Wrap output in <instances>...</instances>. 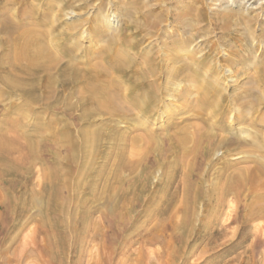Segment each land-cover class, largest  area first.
I'll return each mask as SVG.
<instances>
[{
    "label": "rangeland",
    "instance_id": "374dc122",
    "mask_svg": "<svg viewBox=\"0 0 264 264\" xmlns=\"http://www.w3.org/2000/svg\"><path fill=\"white\" fill-rule=\"evenodd\" d=\"M51 2L52 3H47V0H0V7L3 6L4 3H7L5 7H12L15 10H18L22 6L28 7V10H31V8L34 10L33 7L35 5L39 7L37 11L39 16L44 7L49 8L51 6L53 12L50 13L51 22L47 28L54 31V27L63 26L67 23L77 25L79 31H77L75 39L72 38V41L75 44H80L85 49H98L97 47L105 44H108L109 46L111 43H109L110 41H107L109 39L108 36L111 33H116V31L112 32L110 29L104 27L105 36L100 42H98V40L93 37L96 35L92 36L95 21L101 24L106 22V20L104 21L106 18L112 23L114 22L112 21V18H115L116 23L118 22L122 27L123 21H127L126 14L130 12L129 17L133 16V25L127 29L124 27L123 33L126 38L132 37L134 39L133 42L137 44L136 46L132 45V48H129L131 55L138 56L140 55V52L143 53L145 50L150 56H160V58L169 60L168 63L172 65L173 63L170 61L171 59H168V56L170 55L166 53H170L169 49L173 48L174 41H178V44L182 48L180 51L181 59L184 60V62L189 61L190 64H194V66L198 68L197 71L192 69L188 70V73L194 75L199 81V86L200 83L210 82L216 89H219V91L212 96L220 107L223 108L226 114L224 117H221L222 115L220 112L222 110H216V108L209 107L200 102L202 93L199 89H193L191 95L188 97L192 106L194 104L197 108L204 107V110L210 115L208 121H214L216 117H218V119H225L224 123L226 122L230 129L228 132H225V134L240 139V141L244 143V146L235 148L232 143L219 145V140L218 142L216 140L217 145L219 146L210 151L209 155H206L205 150L207 148L210 149L213 146V143H215V140L213 141L206 137L202 138L198 134L199 137L197 135L196 137L194 135L195 126L193 125L191 128L189 127L191 134L192 131H194L191 135L192 151H190L191 153L188 155L189 158L187 157L185 159L186 165L180 163L181 157H179V154L171 150L173 148L172 138L165 137L162 131L164 129L172 128L173 122L181 123V125L189 122L187 121V116H190V114H187L186 116L185 109L189 110L190 108L187 103L183 102L184 97L181 96V93L186 92L189 82L187 83V80L181 78H174L175 81H172L174 85L172 84L173 88L170 86V92L166 89H164V91L162 90L161 93L159 92L162 100L160 99V102L156 105V113L151 116H145L144 114L141 115L138 112V114H140L136 119L138 121L133 118L134 120L132 119V122L131 120L129 121L126 119L124 121V119L120 117H114L115 119H113L107 117V115L97 114L95 118L101 119L104 130L108 132L113 131L111 130L113 129V126H118L119 129L122 127L127 128V125L130 123L128 127H131V123L136 121V126H138L139 129L141 128V133L145 135V139L140 142V144L143 142V145L141 144V148L139 147L141 153L143 152L144 154L139 152L143 155L141 156L138 153V156L140 155V157L136 156V159H138L139 164L136 167L134 166L133 169H128L122 166L118 167V164L108 166V170L105 172L106 178L101 181L98 180L99 182H93V177L95 178L94 175H97L98 171H104V169L100 168L101 165H98L96 169L93 170L94 172H89L88 176L84 178L83 182L86 183V185L78 191L76 189L77 196L76 200L74 198L73 202L77 203V205L76 208H72V216L74 218H71L74 240L72 243H75V245H72L70 251L68 250L69 260L62 264H66L67 262V264H121L125 255L130 256V259L127 263L123 264H131L133 256L135 258L144 255V251L146 250L145 246L146 248L150 247L152 250H155V255L154 253L152 255L153 258L155 257L159 262L155 260L154 264H163L165 263V259L166 261L168 260L167 264H264V218L252 219L250 222L246 219V216L248 215L246 212L248 205L255 203V200L257 202L258 199L255 197H257L258 194L262 195L264 193V185L253 187V189L251 182L253 169L257 167L264 169V119L261 118L264 116V0H51ZM30 3L33 4L30 5ZM68 12H73L71 19H66V14ZM226 16L229 17L225 18ZM60 17L62 19H60ZM119 19L122 23L118 21ZM130 31L132 33H128ZM85 34L88 37H86ZM79 37L80 39H77ZM163 79L165 80V77H163ZM163 79L159 78L158 81L164 83ZM176 82H181L182 85L179 86ZM2 88H4L3 85L0 86V89ZM140 91L142 90H138L139 93H141ZM246 91H249V94H247ZM145 93L141 94L144 95ZM242 94L244 97H240ZM15 96H13L14 100H22H20V95ZM249 100H251V103H247ZM74 101H76V99ZM9 102L10 100L6 93L0 97V127H5L1 122V117L5 112V109L8 108L9 105H7V103L9 104ZM200 103L203 105L200 106ZM134 109L139 111L136 108ZM53 110H45L44 112H47L46 114L50 115L57 114L60 119H56V123L59 122L58 124L62 125L64 122L70 121L73 126L75 124V130H77L76 127L80 126L78 117L84 108L79 107L75 111L73 110L71 119H67L65 116L61 117L63 113L61 109L57 108ZM241 111H245L244 113L247 117L243 120L240 119V121L237 117L239 116L238 113ZM183 113L184 116L182 115ZM180 118L186 120H182V123L179 122ZM169 119L172 120L169 121ZM189 119L199 118L192 115ZM28 121L30 120L26 119L21 123L22 130L29 129V125L26 124ZM97 123L98 121L93 125H96ZM115 123H117V125H114ZM202 124L204 127L206 123L204 122ZM93 125H91V127ZM150 126L157 128L161 133L160 136L163 137L161 139L163 141H160L161 144L158 151L149 152L145 147L147 144V133H149L148 128H150ZM119 129L117 128V130ZM9 130H11L10 134L19 131L12 127ZM200 137L202 139H200ZM194 139L195 142L193 141ZM103 142L105 143L107 141L104 139ZM109 144L110 143L107 142L105 147L106 150L107 148L111 149L114 147L112 144ZM116 146L117 145H115V147ZM115 147L113 149H115ZM256 147L257 151H255ZM101 148L104 149V146L100 147V149ZM55 149H60L57 143L39 138L35 147V154L38 159L37 168L40 174L37 172L35 177L39 175L41 176V179L48 176V178H51V185H47L48 190L46 191V196L49 195L48 199L46 196L40 199L42 200L41 203L44 205L43 207L46 211L41 213L38 222L34 220L31 221L33 223H28L29 226L27 224V230H24V233L27 231L25 236L23 233L19 235V237L17 236L16 241L13 242V244L15 243L14 246L12 244L10 247L11 249L8 248V250L6 242L12 233L13 225L19 218L20 204L21 202L27 201L29 194L27 196L24 194L23 199H20V197L25 192L26 185L31 189L33 184L28 180L27 176H29V174L23 172L22 169L8 165L3 169L0 167V195H2L0 196V264H18L15 259L16 254L18 253L17 251L21 250L23 246L22 241L29 239L32 234H34V237L38 236L33 232L35 229L33 226L37 227L38 224L42 225L44 228V237L43 232L42 234L40 233L41 235L39 234L37 237V243H39L40 240H42V243L46 242L42 244L43 247L41 246V248H39L42 251L39 250L41 256H44L43 259L41 258L42 262H46V264H60L57 259H53L52 257L54 251H56L53 233L58 230L56 221L59 216L58 213L53 210V202L54 199L57 200L62 195V192L59 189L60 183H57L56 179L58 166L57 163L53 161L54 152L56 151ZM219 150L223 151V153L220 152L218 154ZM67 153L68 149H65L61 154L67 155ZM115 154L114 158L118 159L119 157ZM100 159L101 158L98 160ZM174 162H178V166L169 169L167 167L168 163L174 165ZM116 163L118 162L116 161ZM231 163L236 165V167H231ZM226 166L229 167V169ZM233 168H237L236 172L238 170V173L242 171L240 169H244V173L247 172L249 174H244L246 179L242 178L243 181L241 180V182L236 181L234 184L232 183L234 187L236 186V193H229L222 196L223 190L228 186L226 184L227 178L232 176L235 172L233 171ZM249 170H252V173ZM150 171L159 179L155 178L153 182ZM157 171H159V173ZM168 173H171V182L169 181V177H167ZM163 180H167L166 182L171 186H168L169 193L166 197L168 196L169 198V195H175L176 193L178 196L177 198L175 196L177 203H174V209L176 206L177 210L178 208L181 209L177 212L176 210L174 212L171 210L173 216L172 213L169 212L171 215L169 213L164 215L161 214L159 217L155 214V216L151 218L153 225L158 223V220L161 225L164 222L162 225L163 229L159 223L155 226V231L152 230L157 234L160 231V239L155 241L154 245L145 244L146 238H143V242L141 237L139 243L133 245V249L130 250L131 252L127 251V253H123L124 249L121 247L125 244L124 240L126 236L133 231L134 224H136L135 222L138 221L143 213L145 215L147 211L151 209L152 203H154L160 195H163V193H161L162 190H160L162 183L164 184ZM23 181L24 183H22ZM89 186L91 188H88ZM238 187H241L240 189L243 188L241 193L238 191L240 190ZM98 192H103V197L96 198L97 194L100 195ZM195 193H197V195L199 194L198 196L200 197L197 199L196 203V209L198 208L197 211L199 214L196 219H192V200ZM79 197L80 200H78ZM215 199L221 201L225 200V205L220 209L221 211H216L214 218L212 219V228H209L208 230L204 229L202 231L199 229L200 231L198 235H189V246H192V249L196 246L195 248L198 250L194 248L193 253L190 255L188 254L189 256H185L180 247L182 237L185 236V233L182 235V231H184L183 228H187L190 224L194 223L197 225V228H199V226L205 227L206 224L203 226L204 223H207L210 226L212 216L209 213V210H211L213 206V210L218 207ZM31 210L32 211H29V214L36 213L35 208H31ZM216 215L217 217H215ZM82 219H85V225H90V227L88 232L84 233L80 238L78 227L80 226ZM156 219L157 222L155 221ZM258 223L261 224V226ZM140 224L142 227L146 226V222H140ZM180 224L184 225H182L181 229L179 228ZM158 225L161 226L160 230L159 228L156 229ZM30 230H32V232H30ZM22 237H25V239L22 240ZM211 237L212 240L210 242L209 238ZM46 238H48V240ZM81 240L82 243H79L78 241ZM194 243L196 245H193ZM138 245L139 247L136 248ZM125 246V248H127V242ZM13 247L16 253L12 251ZM203 247L206 251L201 253ZM191 248H184L183 250L184 252L185 250L188 252V250H192ZM10 250L13 252L11 253L14 257L9 256L12 255ZM239 256L241 259H237L240 258ZM28 259H31V257ZM116 259H119V261L117 262ZM234 259H236V261ZM255 259L257 262L254 261ZM32 262L33 264H36L35 259H31V262L27 260V264H32Z\"/></svg>",
    "mask_w": 264,
    "mask_h": 264
},
{
    "label": "bare ground",
    "instance_id": "6f19581e",
    "mask_svg": "<svg viewBox=\"0 0 264 264\" xmlns=\"http://www.w3.org/2000/svg\"><path fill=\"white\" fill-rule=\"evenodd\" d=\"M7 3H4L3 6L0 7V86L3 85L4 87L0 89V97L6 93L10 102L9 104L7 103V105L9 106L8 108L5 109V112L3 113L1 117V122L3 123V125H5V127L4 126L0 127V167L1 169H3L5 166L8 165V166H15L18 169H22L23 172L29 174V176H27L28 180L33 184L31 189H29L28 185H26V189L24 190L25 192L20 197V199H23L24 194H26V196L29 194L27 201L21 202L19 218L18 220H16L17 222L13 225L12 233L10 234L9 238L7 237L8 238L6 242L7 250L8 248L11 249L10 247L13 244V242L16 241L17 236L19 237V235H21L22 233L25 236V233L27 231L24 233V230L26 229L27 224L34 220L38 222L39 216L41 215V213L43 211L44 212L46 211L44 210V207H43L44 205L41 203L42 200L40 199L46 196V191L48 190L47 185L48 184L51 185V181H50L51 178H48L49 176L48 177L44 176L45 178L41 179L40 178L41 176L39 175L35 177L37 172H39L37 168L38 159L35 154V147L39 141V138L44 139V140L53 141L57 143L60 148L59 150L55 149L56 150L55 152L52 151L54 152L53 161L57 163V166H58L57 167L58 173L56 175L57 176L56 179H57V183L58 182L60 183L59 189L62 192V195L57 200L54 199V202H53V206H54L53 210L56 211V213H58L59 216L56 221L58 230H56L53 233L54 234V246L56 247V251H54V254L52 255V257L53 259H57L59 263L62 264L69 260L68 250L70 251V248H72V245H75V243H72L74 240H73V226L71 223V218H73L72 210L76 208L77 203L73 201H74V198L76 200L77 191L80 188H83L84 185H86V183L83 182L84 178L88 176L89 172H92L94 169H96L98 165H101L100 168L104 169V171L103 172L98 171L97 175H94L95 178L93 177L94 179L93 182H96L98 180L101 181L106 178L105 172L108 170V166H113L115 164H118V167L122 166L128 169L129 168L133 169L134 166L136 167L139 164V161L138 159H136L137 158L136 156H138L139 152L141 153L140 145L143 142L141 144L140 142L143 139H145V135L141 133L142 131V130L140 131L141 128L139 129L138 126H136L137 125L136 121H138L136 119L140 114L141 115L144 114L145 116H149V115L151 116L156 113V109H157L156 105L158 104V102H160V99H161L159 92L161 93L162 90L164 91V89L169 90L170 86L173 88L174 83L172 81H175L174 78L176 79L181 78V79L187 80V83L189 82V86L187 87L186 92L181 93L182 94L181 96L184 97L183 102L187 103L188 107L190 108L189 109L188 107L185 106L186 108L190 110L189 111L185 109V115L187 116V114H190V116L193 115L196 118H199V119H189L190 116H187V121L189 122H186V124L181 125V123L179 124V123L173 122L172 128L166 127L168 128L166 130L163 128L164 130L162 132L164 136L172 138L173 148L171 150L179 154V157H181V161H180L181 164L186 165L185 159L188 157V155H190L191 153L190 151H192V147H191L192 146L191 145L192 136L191 135L193 134L194 131H195L194 133L195 136L198 134L202 138L206 137L210 140H213V141L215 140V143L212 142L213 146L210 149L206 147L207 148L205 150L206 155H209V152L214 150V148L216 149L219 145H223V144L225 145L226 143L228 144L232 143V145H234L235 148L244 146V143L241 142L240 139H237L235 137L228 136L227 134H225V132H228V130H230L227 123L226 122L224 123L225 119H218V117H216L214 121H211V120L208 121V119H210V115L206 112V110H204L205 109L204 107H201V108L198 107L199 108L198 110V108L194 104L192 106L191 102L189 101L190 99L188 97L189 95H191L193 89H196V90L199 89L202 93L200 102L208 105L209 107L210 106L214 107L216 108V110H219V109L222 110L220 112L222 115L221 117H224L226 114L223 108L220 107V105L216 102V100L212 96L217 91H219V89H216L210 82L200 83V86H199V81L194 77V75L188 73V70L192 69L194 71H197L198 68L195 67L194 64H190L189 61L184 62V60L181 59L180 51L182 50V48L178 44V41H174V44L172 46L173 48L169 49L170 53L168 52L166 53L170 55L168 56L169 58L168 57L167 58L171 59L170 61L173 63L172 65L168 63L169 60L165 58H160V56L158 57L150 56V54H148L147 51L145 50L143 53L140 52L139 53L140 55L138 56L131 55L129 48H132V45L136 46L137 44L133 42L134 39L132 37L126 38L123 33L124 27L127 29L128 27L133 25L132 24V22H134L132 18L133 16L129 17L130 12L126 14V19H127L126 22L123 21L122 23L120 19L118 20L120 21V23H122V27L120 26V24H118V22L116 23L115 18H112V17H111L112 21H114L112 23L109 19H106V18L104 19V21L106 20V22H103L101 24L95 21L94 26H93L94 30L92 32V36L96 35L93 37L94 39H97L98 42H100L102 38L105 36L104 27L110 29L112 32L116 31V33H111L108 36L109 39L107 41H110L109 43H111L109 44V46L108 44L107 45L105 44V45H101L97 47L98 49H94V48L85 49L80 44H77V43L75 44L72 41V38L75 39L77 35V31H79L77 29V25H74L72 23H67L66 25H63V26H56V27L52 26L54 27V31L47 28V26H49L51 22L50 13L53 12L51 6L49 8L44 7V9L41 10L40 15L38 16L37 14V11L39 9L38 6L34 5L33 7L34 10H32V8L31 10H28V7L26 6H22L18 10H15L12 7H8V6L5 7ZM47 3H52V2L51 0H47ZM32 4L33 3H30V5ZM72 15H73V12H68L66 14V19H71ZM228 17L229 16H226L225 18H228ZM60 19L62 18L60 17ZM128 33H132V32L130 31ZM77 39H80V37ZM163 77H165V80L163 79ZM159 78L160 79L162 78L164 80V83L159 82L158 81ZM176 84L179 86L182 85L181 82H176ZM140 89L143 91V92L140 91L142 94L145 92L146 93L142 95L141 93L138 92V90ZM246 93L249 94V91H246ZM15 95H20L21 96L20 100L21 99L22 100L21 101L14 100L13 96ZM242 96L244 97L243 94L240 95V97ZM75 99L76 101H74ZM249 102L251 103V100L247 101V103ZM203 104L200 103V106ZM79 107L84 108V110L78 117V122L80 126L76 127L77 130H75V124L73 126L72 122L70 121L64 122V124L60 125L58 124L59 122L56 123V119H60V117H58L57 114L50 115V114H46L47 112L46 113L44 112L45 110H53V109L58 108V109H61L63 112L61 117L65 116L67 117V119H71L72 117L71 115L73 114L72 111L73 110L75 111ZM134 108H136L139 111H136ZM186 111H189V112H186ZM138 112L140 114H138ZM244 112L241 111L238 113L239 116L237 118L239 120L240 119L243 120L245 119V117H247ZM97 114L107 115V117L113 118V119H115L114 117H120L124 119V121L125 119L132 121V119L134 118L136 121L134 123H131L132 124L131 127H128V125L130 124L128 122L129 124L128 125L126 124L127 128H123L121 126L122 128L119 129L118 126H113V129H111L113 131L108 132L104 130L103 122L101 121V119L95 118ZM182 115L184 116V113ZM263 117L261 118L264 119ZM90 118H94V119H90ZM26 119L30 120L28 121V123H26L29 125V129L22 130L23 128H21V125H22L21 123H23ZM107 120H110V119H107ZM171 120L172 119H169V121ZM179 120H180L179 122H182V120H186V119L180 118ZM96 121H98V123L96 125H93L96 123ZM204 122L206 124L203 127L202 123ZM19 123H20V126H19ZM91 125L93 126L91 127ZM114 125H117V123H115ZM193 125L195 126V129L194 131H192V134H191L189 127L191 128ZM11 127L19 131H16V133L12 132V134H10L11 130L9 129ZM117 128L119 130H117ZM148 132L149 133H147L148 136L146 139L147 144L146 146L145 145L144 146L146 147V149H148L149 152L158 151V149L160 148V144H161L160 141H163L161 140L163 138L162 136H160L161 133L159 132V130H157V128H154L151 126L150 128H148ZM201 137L200 139H202ZM104 139L108 143L112 144L114 147L115 145H117L115 149H113L114 147L111 146L113 148L111 149L107 148L106 150L105 147L107 145V142L104 143L103 142ZM216 140L217 142L219 140V143H218L219 145H217ZM193 141L195 142V139ZM102 146H104V149L103 148L100 149V147ZM65 149H68L67 155L61 154L64 152ZM256 149L257 147L255 148V151H257ZM114 152L117 154V157H119L118 159L114 158V154H115ZM220 152L223 153V151L219 150L218 154ZM140 155L138 157H140ZM99 158L101 159L98 160ZM116 161L118 163H116ZM176 166H178V162H174V165L171 163H168L167 165L169 169L175 168ZM230 166L236 167V165L232 163L230 164ZM227 168L229 169V167ZM237 168H233V171H235L234 174L227 178L226 184L228 186H226L225 189L223 190L222 196H225L226 194H229V193H236V190H235L236 186L234 187L233 185L234 182L236 181L241 182L242 178L243 179L245 178L244 176L246 175L245 173L247 172L244 173V169H240L242 171L238 173V170L236 172ZM249 171H251L252 173V170H249ZM157 172L159 173V171ZM38 174H40V172ZM150 174L154 182L157 176L154 173H151V171H150ZM167 175H168L167 177H169V181L171 182V179H172L171 173H168ZM167 180L165 181L163 180L164 184L162 183V187L160 189L162 190L161 193H163V195H160V197L155 202L153 201L154 203H152L151 209L149 208L150 210H148L145 215L144 213L141 215V217H145V218L140 217L138 221L135 222L136 224H134L133 231L129 235L126 236L124 240L125 244H123V246L121 247L122 249H124L123 253H127V251L132 250L133 245L136 243H139L141 237L142 239L144 237L146 238L145 244L154 245L155 241H158L160 239V236H159L160 231L157 234V233H154L152 230H154L155 226L159 224L160 222L158 220V223L153 225L151 218L154 217L155 214L156 216H159L161 214L163 215L168 214L169 212H171V210H173V212L176 210L177 212L178 210L181 209V208L180 209L178 208L177 210L176 209L177 206L174 209V206L177 203L176 198L178 196L176 195V193L175 195L171 193L172 195H169V198L168 196L166 197V195L169 193L168 186H170L166 182ZM24 181L22 183H24ZM251 182L253 185L252 188L264 185V169L263 168L257 167L253 169V174L251 175ZM88 188H91V187L89 186ZM81 190H85V189H81ZM238 191H240L241 193L243 191V188ZM102 193H99L100 195L97 194L96 198L103 197ZM263 194L262 195L258 194L257 197H255L258 199L257 202L255 200L254 201L255 203L251 202L252 204L248 205V208L246 211L248 215L246 216V219L249 222L252 219L264 218V195ZM198 195L197 193H195L193 200H192L193 201V204H192L193 211H192V217H191L192 219L194 218L196 219V217L199 214L197 211L198 208L196 209L197 199L200 198ZM48 196L49 195L46 196L47 199H48ZM219 199H217L219 202L215 199L216 203L218 204L217 205L218 207L215 210H213V207H214L213 206L211 210H209L210 211L209 213L212 216V217L210 216L211 217V220H210L211 227L207 223H204L203 226H205L206 224V226H209V227L199 226V228H197V225L194 223V224H190V226H188L187 228L186 227L183 228L185 232L182 231V235L183 233H185L184 234L185 236L182 237V240H181L182 242L180 243L181 244L180 247L185 256H189L191 253H193L194 248L196 247L194 246L192 249L191 248L192 246H189L190 244L188 240L189 235L191 236L194 234L198 235L200 230L202 231L204 229L208 230L209 228H212V224H213L212 219L214 218L216 211H221L220 209L223 208V206L225 205V202H224L225 200L221 201L222 199L221 200ZM78 200H80V197L78 198ZM31 208H35L36 213L31 212L32 214H29V211L33 210V209L31 210ZM172 216H173V213H172ZM215 217H217V215ZM84 220L83 219L81 220L80 226L78 227L80 238L81 236L84 235V233L88 232L89 227H90V225L89 226L85 225ZM155 221L157 222V219ZM140 222H146V226L142 227ZM160 225H158L156 229L158 228L159 230L161 228L163 229V226L161 225L162 226L161 227ZM182 225L183 224H180V227H179L180 229L182 228ZM259 225L261 226V224ZM33 227L35 228L33 231L35 235L39 236V234L40 233L42 234L43 232V237H44V228L42 225L38 224L37 227L35 226ZM30 232H32V230H30ZM98 232L101 233L100 231ZM33 235L34 234H32L29 237L30 240L27 239V240L22 241L23 243L20 242L23 244V246L21 250L17 251L18 253L16 254V258H15L18 264H27V260L31 262V259L32 260L35 259L36 264H46L45 261L47 259L44 261L45 263L42 262L41 258L43 259L44 256L43 257L41 256V253H40L41 250L39 249L41 248L42 244L46 242L42 243V240H40V242L37 243L38 236L37 237L35 236L36 237L35 238ZM161 237H162V234H161ZM163 238H166V237H163ZM23 239H25V237H22V240ZM46 239L48 240V238ZM211 240H212V237L209 238L210 242ZM78 242L82 243V240ZM126 242L128 243L127 248H125ZM143 242H144V239H143ZM139 245L136 246V248L139 247ZM193 245H196V244L194 243ZM189 247L192 250H188V252L185 250L184 252L183 249L184 248L189 249ZM145 249L146 250L144 251L143 256L141 257L138 256L135 258L133 256V259L131 258L132 259L131 264H134V263L135 264H154L155 260L158 261L157 259H155V257L153 258V255H152L155 252V250H152L150 247L146 248V246H145ZM12 251L16 253V251L14 250V247ZM12 251L10 250V253ZM205 251L206 250H204V247H203V249L201 250V253H204ZM77 255H80V254H77ZM9 256L11 257L13 256V254ZM29 257H31V259H28ZM240 258H237V259H240ZM123 259L124 260L121 262V264L127 263L128 260L130 259V256L125 255V258ZM99 260H102V259H99ZM161 260H160V263H161ZM234 260L236 261V259ZM118 261L119 259L117 260V262ZM167 263H168V260L166 261L165 259V263L163 264H167Z\"/></svg>",
    "mask_w": 264,
    "mask_h": 264
},
{
    "label": "crops",
    "instance_id": "0c3cea01",
    "mask_svg": "<svg viewBox=\"0 0 264 264\" xmlns=\"http://www.w3.org/2000/svg\"><path fill=\"white\" fill-rule=\"evenodd\" d=\"M238 234H239V231H238ZM240 259H241V258H240ZM254 261H255V262H257V260H256V259H255ZM259 262H260V261H259Z\"/></svg>",
    "mask_w": 264,
    "mask_h": 264
}]
</instances>
